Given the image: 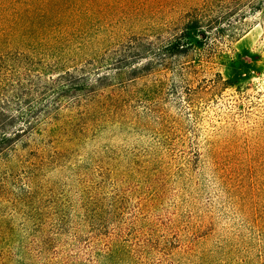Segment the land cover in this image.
Here are the masks:
<instances>
[{
	"label": "rangeland",
	"instance_id": "rangeland-1",
	"mask_svg": "<svg viewBox=\"0 0 264 264\" xmlns=\"http://www.w3.org/2000/svg\"><path fill=\"white\" fill-rule=\"evenodd\" d=\"M125 1L95 26L113 45L154 39L166 17L200 0ZM248 19L193 81L179 74L146 89L157 77L126 74L118 85L115 76L126 89L104 93L116 100L59 112L57 139L45 140L58 151L35 172L27 211L47 222L72 221L81 204L99 212L89 233L61 241L75 264H264V7ZM217 73L228 83L210 89ZM0 202V214H15L11 197ZM24 221L13 216L15 231ZM112 238L125 247L109 251Z\"/></svg>",
	"mask_w": 264,
	"mask_h": 264
},
{
	"label": "trees",
	"instance_id": "trees-1",
	"mask_svg": "<svg viewBox=\"0 0 264 264\" xmlns=\"http://www.w3.org/2000/svg\"><path fill=\"white\" fill-rule=\"evenodd\" d=\"M127 4L0 0V200L11 197L13 216L25 219L24 230L15 231L12 214H0V264H75L63 253L61 241L68 233L72 240L89 233V214H99L81 204V217L71 221L56 214L47 222L27 211L36 188L35 172L49 161L47 153L58 151L51 143L46 147L45 140L49 132L51 142L57 139L52 127L59 112L73 107L87 115L98 106V98L116 100L117 95H106L104 89H126L117 87L127 83L126 74L133 81L157 77L146 89H161L179 74L193 81L221 46L250 28L248 18L263 10L264 0H200L166 17L164 33L154 39L132 35L113 45L95 26L113 22L115 9ZM115 76L118 85L111 83ZM227 83L219 73L208 78L210 89ZM106 247L111 251L125 246L112 238Z\"/></svg>",
	"mask_w": 264,
	"mask_h": 264
}]
</instances>
